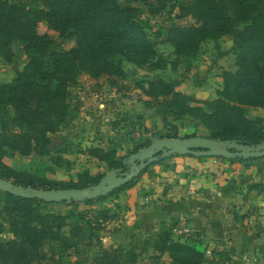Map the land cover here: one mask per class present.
<instances>
[{
    "label": "trees",
    "instance_id": "16d2710c",
    "mask_svg": "<svg viewBox=\"0 0 264 264\" xmlns=\"http://www.w3.org/2000/svg\"><path fill=\"white\" fill-rule=\"evenodd\" d=\"M132 3L142 4L152 16H159L167 9L172 15L178 9L175 19L193 20V24L173 23L165 30V43L174 49L178 61L196 59L203 43L218 44L228 36L233 39L237 69L223 74V85L216 99L200 101L179 92L177 88L181 83L178 81L157 79L149 82L147 88L141 87L147 98L161 101L157 113L169 131L164 137L177 139L178 127L174 122L191 118L206 128L210 133L208 138L213 140L236 141L249 146L264 142L263 120L248 117L250 109L264 110V0H128L124 5L120 0H0V59L12 64L15 46L21 47L28 59L11 83L0 84L1 179L22 187L67 190L96 185L105 176L91 179L85 174L77 183L46 184L30 174L12 169L3 160L16 154L24 158L52 155L50 135L58 133L72 119L70 90L78 85L81 76L124 79L123 61L153 71L168 67V60L158 53V41H162L163 36L148 34L141 20L142 9ZM42 23H46L60 39H73L75 46L69 51L62 49L49 35L40 33ZM177 67L172 65L174 70ZM150 142L146 141L143 148ZM91 154L110 170L119 167L124 160L115 152L100 149ZM216 159L264 172L261 165L264 157ZM56 162L58 166L63 163L61 158ZM150 167L138 179L110 195L83 204L107 202L112 197L115 198L113 201L119 199L136 187ZM258 188V185H252L249 190ZM53 204L0 191V235L5 233L7 224L13 236L8 242L0 241V264H41L48 261L43 249L46 246L54 249L56 245L75 251L77 261L74 264L89 261L84 246L98 241L99 233L116 214L103 208L93 222L74 212L66 216L42 212V205ZM234 217L237 223L246 218L238 214ZM73 219L78 221L68 224ZM176 225L175 222L163 223L146 243L145 250L152 248L158 259L167 254L172 264L209 263L206 253L191 244L188 238L175 239ZM65 228H70L68 237L63 235ZM132 251L127 252L123 247L103 248L92 264H138ZM49 261L61 264L54 253Z\"/></svg>",
    "mask_w": 264,
    "mask_h": 264
},
{
    "label": "rangeland",
    "instance_id": "374dc122",
    "mask_svg": "<svg viewBox=\"0 0 264 264\" xmlns=\"http://www.w3.org/2000/svg\"><path fill=\"white\" fill-rule=\"evenodd\" d=\"M120 2L124 5L128 0H120ZM132 5L142 9L141 20L148 34L153 37L154 34L160 33L163 36L162 41L164 43H161V40L158 41V53L168 60V67L165 70L153 71L149 67L139 68L123 61V68L126 72L124 79L108 77L94 79L89 75L81 76L78 85L70 90L69 104L72 110V119L66 126L61 127L58 133L50 135L52 155L48 157L33 155L24 158L16 154L4 158V164L18 172L30 174L46 184L77 183L85 174L91 179H95L107 175L111 170L104 162L93 157L91 153L94 150L115 152L118 158L126 159L142 150L146 141L169 134L162 118L157 113L161 101L147 98L141 87L147 88L149 82L157 79L178 81L181 83L177 88L179 92L193 96L200 101L217 98V92L221 90L223 85V74L235 72L237 69L232 37H225L218 44L203 43L196 59L190 62L178 61L174 55V49L165 43V30L170 28L173 23L193 24V20L180 21L175 19V16L178 15V9L172 15L170 9H167L159 16H152L142 4L132 3ZM39 31L41 34L49 35L64 50L69 51L75 46L73 39H60L57 33L48 29L46 23L40 24ZM14 52L15 59L12 64L0 59L1 85L11 83L16 74L21 72L28 62L21 47L15 46ZM173 64L178 66L176 70L172 69ZM248 115L252 120L261 118L264 122L263 109H250ZM174 125L178 127V138H208L210 135L206 128L191 118L174 122ZM58 158L63 161L61 166H58V162H56ZM261 165L264 166V164ZM155 166L150 167V169ZM150 169L147 173H150ZM257 177V182L262 184L264 176L258 175ZM143 181L144 174L136 185V187L140 186L139 190L141 186L143 187L144 183H141ZM136 187L133 189L136 190ZM126 194L123 193L122 195L126 196ZM257 194H264V189L262 188ZM136 195L144 196L140 191ZM136 195H133L132 199ZM129 197L127 200H130ZM260 197L263 199L262 196ZM114 199L112 197L107 202L92 205L83 203L77 206L42 205L41 210L43 213L64 216L74 212L77 215L85 216L86 221L96 222L103 208H111L109 206L114 202L116 211L120 213L113 215L111 220L105 224V229L99 233L98 241L94 240L84 246L86 257L89 259L86 264H92L100 256L103 248L111 250L119 247L125 248L127 252L134 250L138 264H172L167 254L158 259V255L152 248L149 247L145 250L146 243L159 231L163 223L157 228V231L150 233V236L147 234L149 237H144L143 232H136L133 227L127 225L128 222L132 224L137 221L128 218L134 217L133 215H124L127 216L125 219L120 215L122 212L127 213L131 209H128L127 201L123 204L118 202L120 199L113 201ZM141 199L142 203L137 207L144 211V197ZM242 212L244 213L243 210H238L235 207V214L243 216ZM246 212H248L245 213L247 218L238 224L244 226L245 223L252 225L256 222L258 223L256 227L264 230V208L251 207ZM74 220L78 221V219H73L68 221V224H72L75 222ZM173 222L177 224L173 232L175 239L188 238L191 244L206 253L209 261L207 264H211L212 261H214L213 264H264V232L261 233V242L255 250L240 257H233L227 254L229 249L224 247H217L214 251L208 249V238L203 236V233L198 231L196 227L190 226L192 221L186 218L180 220L172 218L167 224ZM5 228V233L0 235V241L8 242L13 239V236L7 224H5ZM69 234L70 228H65L63 235L68 237ZM60 246L56 245L54 249L46 246L43 252L48 261L41 264H52L49 259L53 253L55 259L61 264H74L77 261L75 251L73 249L65 250L64 247ZM83 258L84 256L80 257V260Z\"/></svg>",
    "mask_w": 264,
    "mask_h": 264
},
{
    "label": "crops",
    "instance_id": "0c3cea01",
    "mask_svg": "<svg viewBox=\"0 0 264 264\" xmlns=\"http://www.w3.org/2000/svg\"><path fill=\"white\" fill-rule=\"evenodd\" d=\"M258 175L264 176V172L248 169L239 163L173 156L144 174L140 190L137 186L136 190H129L125 192L126 196L117 199L123 204L127 201L128 209L131 208L120 215L124 219L127 218L124 215H133L128 218L137 221L127 225L136 232H143L144 237L172 218H186L192 221L190 226L208 238V249L214 251L217 247H224L229 249L227 254L240 257L256 249L264 232L256 227V222L241 226L234 218L235 207L243 210V215H247L245 213L251 207L264 208V194H257L264 189V182H257ZM252 185L259 188L250 191ZM138 191L144 195V211L137 207L142 203V197L136 195ZM133 195L136 196L132 199ZM113 203L109 206L111 213H120Z\"/></svg>",
    "mask_w": 264,
    "mask_h": 264
},
{
    "label": "water",
    "instance_id": "95a60500",
    "mask_svg": "<svg viewBox=\"0 0 264 264\" xmlns=\"http://www.w3.org/2000/svg\"><path fill=\"white\" fill-rule=\"evenodd\" d=\"M173 156H194L195 158H226L245 160L264 157V142L259 145H244L236 141H220L210 138H177L157 137L150 145L126 158L124 162L133 165L129 173L112 169L101 181L84 189L43 190L33 187H22L0 178V191L29 200H39L47 204L66 203L81 204L87 200H96L108 196L115 190L138 179L150 166Z\"/></svg>",
    "mask_w": 264,
    "mask_h": 264
},
{
    "label": "flooded vegetation",
    "instance_id": "af4514ba",
    "mask_svg": "<svg viewBox=\"0 0 264 264\" xmlns=\"http://www.w3.org/2000/svg\"><path fill=\"white\" fill-rule=\"evenodd\" d=\"M124 160H122V164L119 167L114 168V169H120L122 170V173H129L133 169L134 166L129 164L128 162H124Z\"/></svg>",
    "mask_w": 264,
    "mask_h": 264
}]
</instances>
